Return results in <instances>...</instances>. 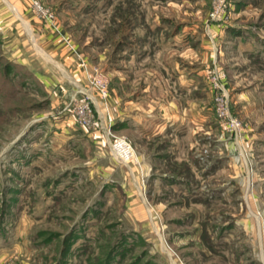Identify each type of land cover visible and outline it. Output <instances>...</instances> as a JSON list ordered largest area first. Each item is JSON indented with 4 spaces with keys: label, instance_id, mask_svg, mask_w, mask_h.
I'll list each match as a JSON object with an SVG mask.
<instances>
[{
    "label": "rangeland",
    "instance_id": "obj_1",
    "mask_svg": "<svg viewBox=\"0 0 264 264\" xmlns=\"http://www.w3.org/2000/svg\"><path fill=\"white\" fill-rule=\"evenodd\" d=\"M29 2L79 70L38 39L34 20H12L18 42L0 33V264H264V0ZM153 20L198 25L223 52L187 80L196 86L180 99L186 116L204 106L194 148L189 141L174 152L184 161L161 159L159 139L119 131L112 116V90L129 99L138 63L130 50L143 51L136 26ZM214 29L224 35L218 46ZM94 68L107 83L105 103L91 84ZM213 74L239 131L217 118ZM81 100L98 127L79 125ZM108 128L134 160L116 158Z\"/></svg>",
    "mask_w": 264,
    "mask_h": 264
},
{
    "label": "crops",
    "instance_id": "obj_2",
    "mask_svg": "<svg viewBox=\"0 0 264 264\" xmlns=\"http://www.w3.org/2000/svg\"><path fill=\"white\" fill-rule=\"evenodd\" d=\"M11 14L14 17L9 18ZM15 17L22 20L23 24L31 25V21L34 20L32 31L36 32L38 39L46 41L51 51L60 50L64 54L63 60H60L62 64L68 60L71 69L79 70L74 57L68 53L56 34L49 31L50 29H42L33 17L29 0H0V33L3 32L1 35L7 39L11 36V39L14 38L15 35L11 33L13 28L10 31V25L13 24L12 20H15ZM136 27V30L141 28L145 30L143 51L140 50V46L135 47L134 51L130 50V53L137 56L135 58L138 63L136 62L137 67L132 66L129 70L128 80L131 81L129 99L123 101L121 92L112 90L114 91L111 99L114 124L116 123L115 127L120 129L119 131L136 130L137 134L144 135L147 140L156 137L163 145L162 148L167 149V153L163 154L161 159L166 160L173 156L175 158L174 152L183 149L189 141L191 143L189 149L194 148L196 142L194 135L196 130L201 129V125H198L201 124L199 110L204 106L197 109L196 115L186 116L185 106L183 107L180 101L183 95L190 94L196 86V82L191 80L188 83L187 80L199 79L201 67L203 68L205 64L214 62L219 64L223 56L222 48L214 52L213 44L201 34L198 25L167 26L157 20V23L154 21L149 24L146 21L144 26L139 24ZM213 33L214 37L219 39L216 44L218 46L224 35L218 34L217 29H214ZM15 34L18 35L17 32ZM135 36L136 41L140 39V34L135 33ZM14 40L18 42V36ZM17 47L19 45L15 48ZM186 84L191 86L189 90H186ZM57 91L62 94L59 89ZM156 92L160 94V102L151 98ZM200 105L201 102H198L197 106ZM183 155L184 152L182 157L176 156L175 159L184 161Z\"/></svg>",
    "mask_w": 264,
    "mask_h": 264
},
{
    "label": "built area",
    "instance_id": "obj_3",
    "mask_svg": "<svg viewBox=\"0 0 264 264\" xmlns=\"http://www.w3.org/2000/svg\"><path fill=\"white\" fill-rule=\"evenodd\" d=\"M221 2V1H220ZM33 9L34 11L39 15H42L46 18V20L51 21L53 19V15L51 12L48 10L42 9V7L39 5V3L32 1ZM213 17V15H212ZM70 48L76 53V57L81 63V66L83 67L84 70L89 71L87 69L86 63L84 59L81 57L80 54L76 52V50L73 49V47L70 46ZM93 74L91 78V84L95 92L98 94V98L105 103L106 95H107V83L103 80L101 75L99 74L98 70L96 68L93 69ZM219 76V75H218ZM218 76L213 74L212 76V88L215 90V109H216V115L217 118L219 119L220 122L223 123V125L228 128L229 130L232 131H239L241 130V124L239 123L238 120L232 118L229 114V107H228V102H227V95L224 92V84H221L218 81ZM107 108V107H106ZM90 105L88 101L81 100L77 103L75 106V116L77 117V121L79 125H81L84 129H90V128H96L98 127L96 121L94 120L93 116L91 115L90 112ZM109 121H111V118L108 116ZM108 133L110 134L113 139L111 141V150L113 151L114 155L116 158L123 162H130L135 159L133 150L131 146L125 142L123 139H119L113 136L111 133V128L107 129ZM119 142L124 143L127 146V154H125L123 158V153L113 149V146L119 144ZM120 154H119V153Z\"/></svg>",
    "mask_w": 264,
    "mask_h": 264
},
{
    "label": "bare ground",
    "instance_id": "obj_4",
    "mask_svg": "<svg viewBox=\"0 0 264 264\" xmlns=\"http://www.w3.org/2000/svg\"><path fill=\"white\" fill-rule=\"evenodd\" d=\"M114 149L119 151V152H121V153H123L124 156H125V154H127V146L124 143H122V142H119V144L115 145Z\"/></svg>",
    "mask_w": 264,
    "mask_h": 264
}]
</instances>
